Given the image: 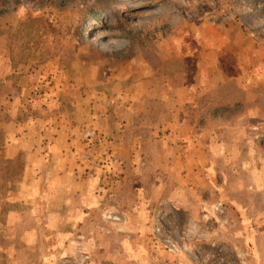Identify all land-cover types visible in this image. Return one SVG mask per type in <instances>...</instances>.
<instances>
[{"label": "rangeland", "instance_id": "rangeland-1", "mask_svg": "<svg viewBox=\"0 0 264 264\" xmlns=\"http://www.w3.org/2000/svg\"><path fill=\"white\" fill-rule=\"evenodd\" d=\"M8 134L0 264H264V0H0Z\"/></svg>", "mask_w": 264, "mask_h": 264}, {"label": "crops", "instance_id": "crops-1", "mask_svg": "<svg viewBox=\"0 0 264 264\" xmlns=\"http://www.w3.org/2000/svg\"><path fill=\"white\" fill-rule=\"evenodd\" d=\"M16 136H17V134L15 135V137ZM11 140H12L11 139V134H8V137H7L6 141H4V139L0 140V159L1 160L15 159V158L18 157V155L20 154L21 151H25V149L27 148V146H25L24 143H22V145H20V141L19 140H17V141H14V140L11 141ZM26 151H30L29 148H27ZM43 177H44V175H38V173L36 172V169L35 168L32 169L28 165V168L26 169V171L24 173V177H23L25 179V186L27 185L25 187L26 191L29 190V186L30 185L37 184L39 182L36 179H39L40 182H42L44 180ZM40 187H41V184H40ZM14 216L16 218L18 216V214L17 213L16 214H11V219Z\"/></svg>", "mask_w": 264, "mask_h": 264}, {"label": "trees", "instance_id": "trees-1", "mask_svg": "<svg viewBox=\"0 0 264 264\" xmlns=\"http://www.w3.org/2000/svg\"><path fill=\"white\" fill-rule=\"evenodd\" d=\"M251 1V4L255 7V8H257L258 7V3H259V1L260 0H250ZM20 161V158H17V159H11V160H7V162H5L6 163V165H12V164H14V165H18V162ZM15 166V167H16ZM17 170L18 171H21V170H23V163L21 162V165L20 166H17ZM17 171V172H18ZM16 172V173H17ZM11 175V176H10ZM9 175V177L11 178V179H13L14 177H15V172H11V174ZM1 180H3L4 178H3V176L0 178ZM12 181V180H11Z\"/></svg>", "mask_w": 264, "mask_h": 264}]
</instances>
